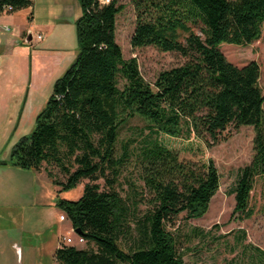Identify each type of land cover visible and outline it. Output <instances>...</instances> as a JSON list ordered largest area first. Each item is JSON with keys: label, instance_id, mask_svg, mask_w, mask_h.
<instances>
[{"label": "trees", "instance_id": "obj_1", "mask_svg": "<svg viewBox=\"0 0 264 264\" xmlns=\"http://www.w3.org/2000/svg\"><path fill=\"white\" fill-rule=\"evenodd\" d=\"M118 1L77 0V56L54 82L32 132L13 145L4 164L44 170L58 192L89 181L78 200L56 203L88 247L60 243L55 264H183L169 228L182 214L185 220L206 214L220 180L206 151L240 127L254 129L253 157L239 172L232 214L252 215L254 180L264 175L260 71L255 62L228 63L218 46L258 40L264 0H131V47H153L185 60L159 73L152 86L140 76L135 59H123L116 43V17L124 9ZM4 5L17 12L33 3L0 0V12ZM134 117L149 123L148 132L136 153L127 143L118 152L120 127ZM132 159L142 187L140 198L128 205L116 184ZM49 166L65 181L55 179ZM99 180L104 190L95 184Z\"/></svg>", "mask_w": 264, "mask_h": 264}, {"label": "rangeland", "instance_id": "obj_2", "mask_svg": "<svg viewBox=\"0 0 264 264\" xmlns=\"http://www.w3.org/2000/svg\"><path fill=\"white\" fill-rule=\"evenodd\" d=\"M118 2L119 5L124 6V9L116 17V43L121 48L123 59L125 61L135 59L140 76L152 86L159 73L178 67L185 60L175 53L161 52L153 47L133 49L130 45L135 29L133 6L131 0ZM8 15L11 16L0 20V23H6L10 28L9 32H4L6 36H10L12 30L20 35L21 30L29 29L33 37L30 46L25 42L26 35H22L21 43H25V46L18 43L15 44V48L19 51L23 49L26 53L25 57H28L31 53L35 54L39 49L47 47L52 51V56H58L61 65L49 82H44L42 70L36 74L43 88L37 93L35 99L31 100V105L34 106L33 116L30 115L32 114L30 111L15 135H13L12 123L16 119L13 116L17 104L10 103L7 93L0 91V162L3 161L0 163V169H11L9 165L6 167L2 165L7 163L10 149L21 137L28 136L32 132L35 127V118L51 95L54 82L64 74L77 56L74 23L80 15V7L77 0H37L31 8ZM49 25H55L51 35L44 30ZM196 33L201 36L199 31ZM36 35H41L42 40L35 41ZM5 38L0 37L1 44ZM218 50L228 63L236 67H244L255 62L260 71L258 85L264 95V23L258 40L253 43L246 46L222 43L218 46ZM2 62L0 67L3 66ZM39 63H41L40 60ZM13 68L14 79L17 82L22 80L24 73L20 63H16ZM27 77V81L30 82L29 72ZM122 86L123 82L120 81L119 88L121 89ZM8 104L11 108L5 111ZM148 124L145 120L134 117L121 125L117 151L120 152L122 146L127 143L129 152L136 153L143 136L148 132L146 128ZM253 139L252 127L230 129L222 135L219 144L206 151L205 157L213 162L220 176L218 191L211 199L208 210L202 218L185 220L182 214L175 227L169 228L183 255V264H264V175L254 180L249 200L251 217L240 219L238 214H232L235 207L233 189L239 172L252 160ZM124 166L116 189L125 200L130 199L129 202L127 201L129 205L131 201L140 198L142 182L133 159ZM46 169L58 181H65L64 175L56 167L49 166ZM38 173L40 176L38 175L36 181L33 180L32 183L34 171L17 169L11 172H0V184H5L4 187L0 185V264H19L16 258L18 250L23 252L22 264H30L26 259V244H24V236L21 238L20 228L23 233L33 231L41 235L46 233L45 235L48 236L53 232L57 234L61 231L64 236L59 239V244L65 242L64 239L70 238L72 240L70 246L79 249L88 247L85 242H78L70 222L56 208V203L59 199L78 200L84 185L89 181L80 182L73 190L58 192L61 188L51 183L44 170ZM95 184H98L101 190L105 189L103 180ZM32 200H36L35 205ZM140 209L141 212L144 211L142 206ZM59 214L65 217L63 222L59 221ZM10 223L14 225L12 230L9 228ZM7 235L12 237L8 244L6 242L4 245ZM12 243L13 246L9 247L8 245ZM45 258L40 264H51V261L48 262Z\"/></svg>", "mask_w": 264, "mask_h": 264}, {"label": "crops", "instance_id": "obj_3", "mask_svg": "<svg viewBox=\"0 0 264 264\" xmlns=\"http://www.w3.org/2000/svg\"><path fill=\"white\" fill-rule=\"evenodd\" d=\"M31 2L34 3L35 5V2H37V0H31ZM10 16L7 15L0 17V20H2V18H9ZM0 24L3 26H8V24L6 23H0ZM54 26L55 25H49L44 30L46 31V33L51 35L53 33V30H55ZM18 35L19 34H17L14 30H12V34L10 36H6L4 32L0 33V37L2 36L6 37L3 42L4 45L0 43V63L3 61L2 62L3 66L0 67V91L2 93H7L6 95H8V97L10 98V103L14 102L15 104H17V108L15 109L13 116L16 119L12 123L13 135H15V133L21 128L20 125L21 126L23 125L24 122L23 119L26 117L27 114L29 115L30 111L32 113L30 115L33 116L34 106L31 105V100L35 99L37 93H39L40 90L43 88L40 86V83L42 82L38 80L39 78L37 77L36 74L39 72V70H42L44 73V82L45 81L49 82L52 79L53 74H55V71L60 69V65H61L58 56H52L51 54L52 51L49 50V48L47 47L39 49L37 52H35V54L31 53L30 56L25 57L26 55L25 51H23V49L22 51L21 50L19 51L17 48H15L16 46L15 44L20 43L21 46H25V43H21L22 42L21 36L26 35L25 42H27V44L31 46L33 42V37L29 29L21 30L20 35L19 36ZM29 35L32 37L30 40H28ZM18 38L19 40H17ZM39 60L41 61V63H39ZM16 63H20L21 69H23V73H24L23 79L19 80L18 82L13 77V70H14L13 66ZM33 64H35V66ZM28 72L31 79L30 82L27 81L28 77L26 78V76H28ZM9 106L10 105L8 104L5 107V111L11 108V107L9 108ZM13 143L14 142H12V144ZM2 162L3 161H1L0 163ZM2 165L6 167L5 164ZM4 170L7 172H11L13 170H17V168L14 167H11V169L1 168L0 172L1 171L5 172ZM34 173L35 175H33L32 177V183L33 180L36 181V179L38 178L37 176L39 175V173L37 172ZM0 185L2 187L5 186V184L4 185L0 184ZM35 201L36 200H32L34 205L36 204ZM60 216L61 215L59 214V218H58L59 221H60ZM9 226H10L9 227L10 230H12L14 225L10 223ZM65 232H67V228H65ZM45 234L46 233L41 235L40 233L33 231L23 233L20 228L21 238L24 236L23 237L25 239L24 244H26L25 246L26 255H27L26 259L30 264H40L45 257H47L45 259H47L48 262L50 260L51 264H55L53 256L55 251L59 247V239L62 236H64V234H62L61 231H59L57 234L53 232L49 236ZM11 237H12L11 235H7V240L4 242V245H6V242L8 244V241L9 239H11ZM33 240L35 241L33 242ZM8 246L12 247L13 243L9 244ZM16 258L18 259L19 264H22V261L24 259L22 250L20 251L18 250Z\"/></svg>", "mask_w": 264, "mask_h": 264}, {"label": "built area", "instance_id": "obj_4", "mask_svg": "<svg viewBox=\"0 0 264 264\" xmlns=\"http://www.w3.org/2000/svg\"><path fill=\"white\" fill-rule=\"evenodd\" d=\"M27 1H31V0H27ZM102 4H107L109 3V0H99ZM13 13V8L11 6H7V5H4L2 6V9H1V12H0V17H2L3 15H8V14H12ZM10 31V28L9 26H1L0 25V33L1 32H9ZM42 40V37L41 35H36L35 37V41H41ZM65 220V217L63 215L60 216V221H64ZM65 240V244L67 245H70L72 243V240L70 238H66L64 239ZM63 240V241H64ZM78 242L79 243H83V239L81 238H78Z\"/></svg>", "mask_w": 264, "mask_h": 264}, {"label": "water", "instance_id": "obj_5", "mask_svg": "<svg viewBox=\"0 0 264 264\" xmlns=\"http://www.w3.org/2000/svg\"><path fill=\"white\" fill-rule=\"evenodd\" d=\"M32 37L29 35L28 40H30Z\"/></svg>", "mask_w": 264, "mask_h": 264}]
</instances>
